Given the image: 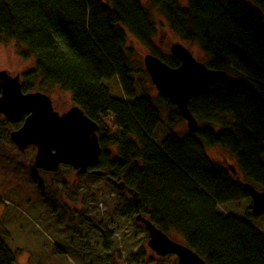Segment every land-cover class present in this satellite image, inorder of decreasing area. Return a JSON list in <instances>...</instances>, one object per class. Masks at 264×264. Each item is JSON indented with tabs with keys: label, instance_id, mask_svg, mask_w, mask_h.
I'll return each instance as SVG.
<instances>
[{
	"label": "trees",
	"instance_id": "1",
	"mask_svg": "<svg viewBox=\"0 0 264 264\" xmlns=\"http://www.w3.org/2000/svg\"><path fill=\"white\" fill-rule=\"evenodd\" d=\"M155 11L198 46L209 67L227 71L192 96L189 106L201 124L196 133L174 129L182 114L159 95L171 108L161 143L153 136L164 122L162 110L150 94L137 95L134 73L143 70L129 46L131 36L180 65L156 44ZM8 40L34 61L22 78L24 92L40 82L43 90L70 93L100 125L101 161L93 170L125 183L116 186L114 212L98 222L82 214L62 236L55 248L60 262L142 264L149 237L136 220L142 213L208 264H264V213L253 212L244 186L264 190V0H0V43ZM114 78L124 97L107 86ZM202 140L234 156L237 173L213 160ZM2 234L0 264H18Z\"/></svg>",
	"mask_w": 264,
	"mask_h": 264
},
{
	"label": "rangeland",
	"instance_id": "2",
	"mask_svg": "<svg viewBox=\"0 0 264 264\" xmlns=\"http://www.w3.org/2000/svg\"><path fill=\"white\" fill-rule=\"evenodd\" d=\"M180 1L184 4L188 2ZM143 2L147 4L148 0ZM154 13L159 24L155 41L163 54L173 56L170 52L171 46L180 41L198 60L207 63L206 55L196 44L183 41L157 11ZM129 42L136 57L140 59L143 70L134 73L137 95L150 94L162 110L164 122L153 136L161 143L168 133L165 125L171 108L159 101L161 94L145 66V56L152 52L131 36ZM19 45L15 40L0 43V71L7 70L12 75L19 74L22 79L24 74L34 67V61L21 57ZM106 84L113 95L124 97L118 78ZM38 85H35L31 92L44 91L49 94L54 110L60 114L75 105L71 94L59 87L47 86L43 90ZM227 119L232 120L231 116H227ZM186 124V119L178 120L174 129L184 135L189 131ZM22 125L23 123L19 122L11 123L0 114V230L4 232L2 235L6 242L17 252L18 264H63L56 258L55 248L58 241L62 236L73 232L79 225L82 214L98 222L114 212L120 201L121 190L103 177L90 173L79 175L76 169L65 164L56 171L48 172L37 168L35 159L38 148L33 145L26 150H20L11 139V132ZM202 142L213 160L236 165L234 156L226 150L217 144L208 145L204 140ZM238 176L244 180L241 173ZM171 236L179 242L182 241L175 234ZM177 261L178 258L174 254L159 256L148 247V254L142 264H177ZM64 264L76 263L70 260ZM120 264H123V261Z\"/></svg>",
	"mask_w": 264,
	"mask_h": 264
},
{
	"label": "water",
	"instance_id": "3",
	"mask_svg": "<svg viewBox=\"0 0 264 264\" xmlns=\"http://www.w3.org/2000/svg\"><path fill=\"white\" fill-rule=\"evenodd\" d=\"M180 61L171 66L161 57L148 53L144 62L160 94L174 102L182 117L187 120L191 132L200 130V122L190 109L192 96L199 89L210 84L227 71L209 67L198 60L192 51L180 41L171 46L170 51ZM0 114L11 123L24 120L23 125L10 134L12 141L20 150L30 146L38 148L35 166L39 169L56 171L62 164L72 166L77 173H89L91 167L99 165L102 146L98 130L99 123L91 119L79 105H73L60 114L54 110L52 98L40 91L24 92L19 76L7 70L0 72ZM230 168L237 173L233 165ZM91 173L101 176L103 171L94 169ZM118 188L125 189L124 182L112 180ZM244 186L252 198L253 212L264 213V190L252 183ZM136 220L144 224L149 232L148 247L159 256L174 254L177 264H208L190 246L174 240L157 227L148 216L138 214Z\"/></svg>",
	"mask_w": 264,
	"mask_h": 264
},
{
	"label": "bare ground",
	"instance_id": "4",
	"mask_svg": "<svg viewBox=\"0 0 264 264\" xmlns=\"http://www.w3.org/2000/svg\"><path fill=\"white\" fill-rule=\"evenodd\" d=\"M173 55V54H172ZM1 72V71H0ZM13 76H19L20 77V81H21V83H22V79H21V76L18 74V75H13ZM40 92H42V93H45L44 91H40ZM45 94H47V93H45ZM47 95H49V94H47ZM50 96V95H49ZM51 97V96H50ZM19 123H24V120H22L21 122H19ZM188 124V123H187ZM186 124V125H187ZM200 126H201V124H200ZM188 129H189V127H188ZM99 131V130H98ZM189 131H190V129H189ZM99 135V134H98ZM100 139V138H99ZM147 232V231H146ZM149 233V232H148ZM170 236V235H169ZM171 238H173L172 236H170ZM174 239V238H173ZM149 240V239H148ZM175 240V239H174Z\"/></svg>",
	"mask_w": 264,
	"mask_h": 264
},
{
	"label": "flooded vegetation",
	"instance_id": "5",
	"mask_svg": "<svg viewBox=\"0 0 264 264\" xmlns=\"http://www.w3.org/2000/svg\"><path fill=\"white\" fill-rule=\"evenodd\" d=\"M93 170V167H91V169H90V171H89V173H91V171Z\"/></svg>",
	"mask_w": 264,
	"mask_h": 264
}]
</instances>
